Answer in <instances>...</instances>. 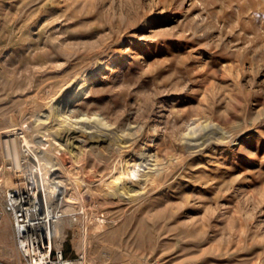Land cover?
Masks as SVG:
<instances>
[{"label": "rangeland", "instance_id": "rangeland-1", "mask_svg": "<svg viewBox=\"0 0 264 264\" xmlns=\"http://www.w3.org/2000/svg\"><path fill=\"white\" fill-rule=\"evenodd\" d=\"M98 67L87 93L64 108L78 77ZM17 121L35 130L29 138L55 141L48 160L22 142L20 159L28 161L15 164L5 138ZM189 122L196 134L208 122L225 134L206 127L214 140L191 152ZM79 137L86 141L75 147ZM147 148L165 162L149 191L140 196L138 185V195L121 200L93 185ZM57 156L67 157L76 179L53 173L69 187L65 206L81 212L63 224L67 256L85 251L92 264H264V0H0L3 186H16L34 165L50 172ZM133 177L116 189L128 193L140 173ZM97 209L105 225L94 221ZM21 261L6 217L0 264Z\"/></svg>", "mask_w": 264, "mask_h": 264}, {"label": "built area", "instance_id": "built-area-1", "mask_svg": "<svg viewBox=\"0 0 264 264\" xmlns=\"http://www.w3.org/2000/svg\"><path fill=\"white\" fill-rule=\"evenodd\" d=\"M22 161L26 163L28 160L20 159L15 164L18 166ZM39 168L35 165L33 168H23V180L14 187L3 186L7 177L3 181V172L0 171V226L6 217L11 219L22 255L21 264H92L85 251L74 258L66 255L64 244L68 233L63 224L67 219L70 223H77L81 212L75 207H64L67 200L65 191L69 189L66 182L52 171L41 173ZM37 173L41 174L40 177ZM94 215L93 219L98 224L108 222L105 212L97 209ZM145 264L164 263L151 259Z\"/></svg>", "mask_w": 264, "mask_h": 264}, {"label": "bare ground", "instance_id": "bare-ground-1", "mask_svg": "<svg viewBox=\"0 0 264 264\" xmlns=\"http://www.w3.org/2000/svg\"><path fill=\"white\" fill-rule=\"evenodd\" d=\"M102 69H103V67H98L95 70L85 72L80 77H78L77 85H75V89L74 90L72 89L73 91L69 92L65 96L64 102L62 103V104H64L63 107L66 108L67 106H70L69 104H72L71 101H74L77 98H79L80 96H83L84 94H86L90 85L93 83L94 79L97 78L99 75H101ZM61 101L62 100L58 101L59 102L58 106H57L58 111H59V109H61L60 108ZM51 115H52V113H51ZM49 118H50V113L45 114V116L43 118H41V121L37 125V126H40L38 128L39 130H41L42 126L45 125V123L49 122ZM192 122L188 123L189 130L184 133V136L187 139L186 140L187 141L186 147H187L188 151L195 152V151L201 150L202 148H204L207 145H209L210 143H212V141L214 140V132L215 131L214 130L212 132H210V130L206 131V127H207V129L209 127L211 129L212 128L213 129H221L220 130L221 133L225 134V132L222 131V126H220L219 124H217L215 122H213V123L208 122V124L204 127V129H202V131L200 133L196 134V130H193L194 126L191 125ZM14 125H16V127L8 129L6 131L7 132L6 136H8V137L5 138V143H6V150L9 154H12L17 159V161L20 160V154H21L20 144H22V142H27L28 144L34 146L36 149L41 150V152H42V150H44L43 154L41 155L42 157H45L47 160L50 158V155H49L47 149L49 147H51L52 150L54 151L56 146L53 143L55 141H53L52 143H50L48 141L46 142V138L42 137V135H40V136L34 135L31 138H29L28 134L29 133L33 134L32 132L34 129L31 128L25 121H23V122L17 121L14 123ZM109 126H111V124ZM112 127H113V125H112ZM17 128H22V131H16ZM78 135H80V134H78ZM39 137H41V139L36 140V138H39ZM73 137H76V135ZM75 141L80 142V143L78 142V144L75 147H82L84 144V141H86V139L79 137V138L75 139ZM126 145H130V144H126ZM132 145H133V143H132ZM93 148L98 149L99 146L96 145ZM56 158H55L56 160L50 159V161H49L52 163V165H51L52 167L49 169L50 172L52 171V173H54V172H56V170L62 169L63 171L69 172V175H70L69 178H70L71 182H75L74 180H76V179H74V176H72L70 173V168H69L68 162L66 160L67 157L61 158L60 156L59 157L57 156ZM139 158H140L139 161L128 162L126 168L123 167V165H122L123 168H121V169L118 168L119 171L117 174H113V175L109 176L108 178L105 177L106 179H102V178L96 179L94 181L93 185H98L97 181H100V183L105 184L106 188H109V190L106 192L107 193L106 196L108 197L109 196L108 194H111L114 199L119 198L122 200L123 198H125L124 197L125 195H130V196L138 195L139 194V190L137 189L138 185H140V196L143 195L145 192H147L151 189L154 180H156L158 178L160 171L165 166V162H163L162 158L156 152H152V150L149 148L145 149L144 152H140ZM119 162H120V160H119ZM137 171H138V173H140V181H138L137 183H135L136 181L133 182L135 185L133 188H130V190H128L129 191L128 193H125L126 189H124V190L122 189V191H119V189L118 190L116 189L117 185L123 184L122 186H125L126 183L130 184V178L133 179L134 178L133 174L135 172L137 173ZM57 176H59V174H57ZM136 186H137V188H136ZM63 190H64V188H62V191ZM68 192H69V189L67 188L65 191L66 194L65 193L64 194L67 196V195H69ZM64 194H62V195H64ZM47 202L50 206L52 205L51 200L48 199ZM64 207H69V206H64ZM68 264H79V263L69 262Z\"/></svg>", "mask_w": 264, "mask_h": 264}]
</instances>
